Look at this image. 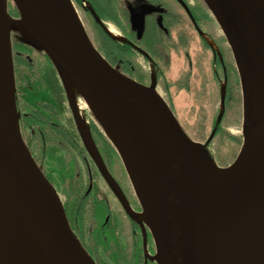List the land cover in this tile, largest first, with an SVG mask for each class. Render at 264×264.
<instances>
[{
  "label": "water",
  "instance_id": "1",
  "mask_svg": "<svg viewBox=\"0 0 264 264\" xmlns=\"http://www.w3.org/2000/svg\"><path fill=\"white\" fill-rule=\"evenodd\" d=\"M8 1L17 17L9 13ZM203 2L230 48L241 89L243 141L226 167L209 157L207 144L189 138L154 81L142 85L106 61L71 0H0V243L5 264H96L23 139L13 35L43 53L59 78L71 80L82 95L76 88L75 94L107 122L116 144L90 110L122 161L139 212L115 192L113 185L125 198L97 149L99 160L84 147L126 215L148 229L156 264H264V0ZM143 215L145 223L138 219Z\"/></svg>",
  "mask_w": 264,
  "mask_h": 264
},
{
  "label": "rangeland",
  "instance_id": "2",
  "mask_svg": "<svg viewBox=\"0 0 264 264\" xmlns=\"http://www.w3.org/2000/svg\"><path fill=\"white\" fill-rule=\"evenodd\" d=\"M201 2L204 3L203 0H201ZM7 9L11 16H15V9L11 1H8ZM206 9L205 11L210 16L212 23L205 27L206 32L203 36H212L214 39V44L218 53L226 62L229 72L228 83H225L222 79L219 82L214 79L215 69L213 70L214 65L211 63L210 52L197 43L191 44L189 49L193 61V70L191 72L189 71L186 59L184 60L181 56L175 57L173 56L174 54H172L169 67L164 71L163 77H160V82L155 85V88L168 104L189 138L199 143L201 146L207 144L204 149L209 157L212 158L218 166L226 167L236 158L243 141L241 130V89L230 48L212 14L207 7ZM76 11L78 12V16L86 33L90 35L88 36L89 39L93 42V45H95L94 47L97 50L99 49L98 51L100 54H102L98 38L93 35V31L85 15L77 8ZM14 39L21 40V38L13 35L12 40ZM15 44L16 41H12V56H14L15 61V96L17 107L18 105L21 107V110L18 108L17 112H23L27 106L37 107L39 106V102H48L58 109L60 115L58 121L60 123H65L73 133H76L61 81L47 57L36 49L31 51L28 50V53L22 52L17 47H13ZM102 56L104 57L103 54ZM129 59L132 65L137 68V73H135L132 78L149 75L147 72L148 70L144 69L146 65L142 63L138 56H132ZM219 74L221 75V70ZM226 92H228L227 95H225ZM75 96L77 101L83 102L77 94H75ZM222 96L224 100L223 105L221 103ZM86 111L84 110L83 114L87 118L88 127L90 129L91 120L93 119L89 116V113H87L88 111ZM219 116L220 122L216 125ZM23 134L26 145L29 147L34 159L39 162L46 175L51 179L53 186L60 195L62 203L63 200H66L68 208L71 209L75 203V196L79 194L80 190L86 188L88 185L87 182H89V179L87 180L85 176L79 174L80 172L82 173L84 169L76 162L74 154L69 153V151H63L57 145L44 147L45 150L43 149L42 151L39 149L40 145L37 143V140L25 129ZM210 136H212V138ZM78 156L81 155L78 154ZM103 158L106 160V164H109L107 158L105 156H103ZM108 167L111 173H113L116 183L123 186L133 204L139 208L137 199L129 184L125 170L120 164L119 158L117 157L114 161L112 160ZM91 174L92 179H90L91 181L94 180L96 184L93 198L95 200L104 196L107 199L110 210L114 213L116 226L114 225L113 232L110 231L111 234L106 240L99 238V236L96 238L95 230L92 231V235L86 228L80 230L82 241L86 247L85 249L96 264H131L130 256H132L133 234L131 232L130 222L128 223L125 214L120 211L119 206L116 204V198L105 181L100 179L93 169ZM79 175L81 176L80 179ZM72 178L73 185H71L74 191H72V197L67 198L66 187L68 185V180ZM74 187L78 190L77 192H75ZM68 192H71V186ZM100 208L104 210V219L107 214L109 218L111 215L110 210L107 213L105 211V205H102ZM95 209L94 206L91 205L88 218L93 221L96 227L101 221L99 220L100 218H97ZM71 217L72 215L69 214L68 219L71 220ZM113 222L111 220V227L113 226ZM76 225H78V222ZM114 234L115 236H113ZM114 239L117 244L114 243ZM151 241L153 256L155 247L152 237L151 239L149 237L146 238L144 234L139 243H141L142 248L146 250V248H150Z\"/></svg>",
  "mask_w": 264,
  "mask_h": 264
},
{
  "label": "flooded vegetation",
  "instance_id": "3",
  "mask_svg": "<svg viewBox=\"0 0 264 264\" xmlns=\"http://www.w3.org/2000/svg\"><path fill=\"white\" fill-rule=\"evenodd\" d=\"M71 1L74 7L85 15L94 36L108 37L113 43L124 50V54L129 55V57L138 56L142 63L146 65L143 67L145 70H148V76L132 78L137 73V68L131 62L124 63L122 59L111 61L104 56L111 66L138 83L148 86L154 81L155 85H157L160 82V77H163L164 71L169 67L172 54L175 57L181 56L184 60L186 59L188 69L191 72L193 70V61L189 49L191 44L197 43L210 52L211 63L214 65L213 70L215 69L214 79L218 82L222 79L225 83H228L229 72L226 62L218 53L214 39L212 36H203L206 32L205 27L209 26L212 21L205 11L207 10L206 6L201 0ZM13 17H17V15H13ZM87 35L90 36L89 34ZM111 36H117L118 38L114 40ZM12 59L14 66V56H12ZM220 70L221 75L219 74ZM227 94L228 92L225 95ZM96 143L94 141L95 145ZM96 147L104 166L114 178L113 173H111L108 167L109 164H106V160L100 152L98 144ZM36 162L39 164L37 160ZM90 165L93 171L99 176L96 167L92 163ZM114 180L116 179L114 178ZM90 181L91 179L89 178ZM117 184L130 207L135 212H139L140 209L133 204L123 186L119 183ZM101 197L102 202L109 207L107 199L104 196ZM116 204L119 206L120 211L125 214L128 223L130 222L129 224L133 234L132 256H130L131 264H156L151 260L153 254L152 241L150 248H146V250L139 243L144 234L146 238L149 237L151 239L148 229L145 227L142 230L138 223L131 220L123 211L117 199ZM110 213L109 218L107 217L108 214L105 216L104 223L109 221L111 224V220L112 222L114 221L113 211L110 210ZM114 225L116 226L115 221L113 222V227Z\"/></svg>",
  "mask_w": 264,
  "mask_h": 264
},
{
  "label": "trees",
  "instance_id": "4",
  "mask_svg": "<svg viewBox=\"0 0 264 264\" xmlns=\"http://www.w3.org/2000/svg\"><path fill=\"white\" fill-rule=\"evenodd\" d=\"M97 38L99 42L100 51L106 58H109V60L111 61H117L118 59H122L124 63L130 62L129 55L124 54V50H122L121 47L113 43L112 40H110L108 37L97 36ZM14 40L16 41V44L13 45V47H17L22 52L28 53L27 52L28 50L29 51L35 50L33 46L25 43L22 40H17V39ZM38 105L40 107L27 106V108H25L23 112L19 113L20 115L19 124L22 134L25 129L30 135L33 136L34 139L37 140V143L40 145L39 149L42 151L43 149L45 150L44 147H48L50 145H57L58 147H60L61 150L69 151V153L74 154L76 162L79 165H81V167L84 169L83 172L82 173L80 172L79 174H82L81 176H85L87 180L91 178L92 168L88 163L89 157L87 155L85 148L81 143L78 134L73 133L65 123H60L58 121V117H60L58 113V109L52 106V104H49L48 102L47 103L39 102ZM16 107H17V103H16ZM18 108H20L21 110L20 105H18L17 110ZM90 133L92 139L95 142H97L96 145L98 144L101 154L107 158L110 164L112 160L114 161L115 158L118 157V155L114 147L110 144L108 139L101 132L100 128L97 126L94 120H91ZM78 154L81 156H78ZM81 176L79 175V179L81 178ZM48 179L52 183L49 177ZM87 183H88L87 187L84 188L83 190H80L79 194L75 196V203L71 208L72 210L68 208L67 201L63 200V206L65 208L67 217L69 218V214L72 215L71 220L68 219L71 228L74 231L75 235L80 240V242L82 243V245L84 246V248L86 247L82 241L80 230L86 228L91 235H92V231L95 230L96 238L99 236V238L106 240L108 236L111 234L110 231L113 232L114 229L113 226L111 227L109 221L104 223V215H103L104 210H101L100 208L102 205H105L106 208L105 211L108 213L109 207L106 204H104L100 198L95 200L93 198V194H95L94 190L96 187L95 181L93 182L90 181ZM71 184L73 185V178L68 180V185L66 187L67 198H71L72 191H74ZM70 186H71V192H68V190H70ZM74 188H75V192H77L78 190H76V187ZM91 205L94 206V209L97 208L95 209L96 216L97 218H100L99 220L101 221L98 223V225H96V227L93 224V221L88 218V212ZM77 222L78 225H76ZM113 236H115V234ZM114 243L117 244L115 242V239H114Z\"/></svg>",
  "mask_w": 264,
  "mask_h": 264
},
{
  "label": "bare ground",
  "instance_id": "5",
  "mask_svg": "<svg viewBox=\"0 0 264 264\" xmlns=\"http://www.w3.org/2000/svg\"><path fill=\"white\" fill-rule=\"evenodd\" d=\"M72 3V2H71ZM72 6H73V8H74V5L72 4ZM74 10H75V8H74ZM75 12H76V10H75ZM77 13V15H78V12H76ZM79 17V16H78ZM114 40L115 39H117L118 37L117 36H111ZM60 79V81H61V84H64L65 85V87H66V90H67V93H68V95H69V99L71 100V102H72V104H73V108H74V112H75V114H76V118L74 119L73 118V116H72V114H71V119H72V121H73V123H74V125H75V127H76V129H77V134H78V136H79V138H80V140H81V143H82V145H83V147H84V145L88 148V151H90L91 152V154H93L97 159L99 158V156H98V153H97V151H96V148H95V146H94V144H93V142H92V140H91V137H90V133H89V131H90V129H89V127H88V123H87V118H85V115L83 114V112H84V110L87 112V113H89V116L96 122V124H97V126L100 128V125L98 124V122L95 120V118H94V116L92 115V113H91V111L96 115V117L99 119V121L101 122V127H102V130H103V132H104V134L106 135V136H108L109 137V139L110 140H112L115 144H116V141L113 139V136H112V134H111V132H110V129L108 128L109 126H108V124H107V122L100 116V114L94 109V108H92L91 107V105L89 104V102L84 98V100H83V102L81 103V102H79V101H77V99H76V96H75V90L77 89V91L80 93V95H82L81 94V92L78 90V88L74 85V83L71 81V80H69L68 78H66L65 76H62L61 78H59ZM62 88H63V85H62ZM76 88V89H75ZM63 91H64V88H63ZM64 95H65V99L67 100V103H68V105L70 104L69 103V100L66 98V93H65V91H64ZM70 106V105H69ZM91 110V111H90ZM71 113V112H70ZM100 130H101V128H100ZM102 130H101V132H102ZM102 132V133H103ZM79 133L81 134V136H82V139H81V137H80V135H79ZM104 135V136H105ZM105 136V137H106ZM112 145V144H111ZM118 145V144H117ZM119 146V145H118ZM85 148V147H84ZM85 150H86V148H85ZM87 150H86V152H87V155H88V157H89V159H90V161H89V159H88V163L89 164H91L92 163V165H94V163H93V159L91 158V156H90V154H89V152H88ZM87 157V158H88ZM118 158H119V156H118ZM99 160V159H98ZM119 161H120V164H121V166L123 167V164H122V161H121V159L119 158ZM125 164H126V169H127V172H128V175H129V177H130V179H131V181H132V183H134V180H133V178H132V175H131V170H130V166H129V164H128V162L127 161H125ZM95 166V165H94ZM124 168V167H123ZM97 169V168H96ZM125 170V169H124ZM98 171V170H97ZM98 173H99V171H98ZM126 173V172H125ZM127 175V174H126ZM99 178H101L103 181H105V179L106 178H104V177H102L101 175H100V173H99V176H98ZM127 179H128V177H127ZM128 181H129V179H128ZM105 183L108 185V182H107V179H106V181H105ZM129 184L131 185V183H130V181H129ZM109 187V186H108ZM113 188H114V190H115V192L118 194V195H120L121 197H122V199L124 200V199H126V198H123V196H122V194L120 193V191H119V189H117V187L115 186V185H113ZM131 188H132V185H131ZM109 189H110V187H109ZM121 190V189H120ZM132 191H133V188H132ZM134 192V191H133ZM113 195H114V193H113ZM115 196V195H114ZM115 198H116V196H115ZM127 201V200H126ZM138 219L140 220V221H142L143 223H145L146 222V219H145V217H144V215L143 216H139L138 217ZM0 264H5V260H4V254H3V250H2V245H1V243H0Z\"/></svg>",
  "mask_w": 264,
  "mask_h": 264
}]
</instances>
